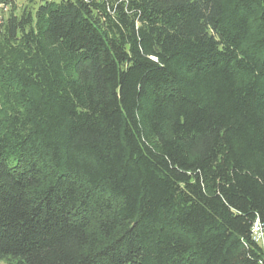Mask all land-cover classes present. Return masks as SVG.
<instances>
[{"label": "trees", "instance_id": "1", "mask_svg": "<svg viewBox=\"0 0 264 264\" xmlns=\"http://www.w3.org/2000/svg\"><path fill=\"white\" fill-rule=\"evenodd\" d=\"M0 9V264H264V0Z\"/></svg>", "mask_w": 264, "mask_h": 264}, {"label": "built area", "instance_id": "2", "mask_svg": "<svg viewBox=\"0 0 264 264\" xmlns=\"http://www.w3.org/2000/svg\"><path fill=\"white\" fill-rule=\"evenodd\" d=\"M252 240L258 244L264 251V225H262L259 220H256L252 226Z\"/></svg>", "mask_w": 264, "mask_h": 264}, {"label": "rangeland", "instance_id": "3", "mask_svg": "<svg viewBox=\"0 0 264 264\" xmlns=\"http://www.w3.org/2000/svg\"><path fill=\"white\" fill-rule=\"evenodd\" d=\"M28 1L29 0H14L15 4L18 6V7H21L23 5H26L28 4ZM33 1V6L36 7L38 6L42 0H32ZM46 1H53V2H60L61 0H46ZM6 16V12L2 11V9H0V17H5Z\"/></svg>", "mask_w": 264, "mask_h": 264}]
</instances>
